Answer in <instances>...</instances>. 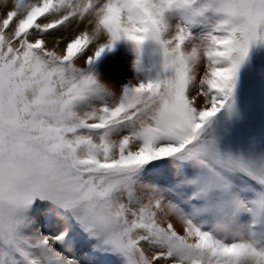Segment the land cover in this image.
Listing matches in <instances>:
<instances>
[{"label": "snow or ice", "instance_id": "snow-or-ice-1", "mask_svg": "<svg viewBox=\"0 0 264 264\" xmlns=\"http://www.w3.org/2000/svg\"><path fill=\"white\" fill-rule=\"evenodd\" d=\"M0 264H264V0H0Z\"/></svg>", "mask_w": 264, "mask_h": 264}, {"label": "rangeland", "instance_id": "rangeland-1", "mask_svg": "<svg viewBox=\"0 0 264 264\" xmlns=\"http://www.w3.org/2000/svg\"><path fill=\"white\" fill-rule=\"evenodd\" d=\"M119 62H115V63H113L109 68H108V70H107V72H108V74L113 78V79H115V80H119V79H121V78H123V77H128V78H131V72H130V70L128 69L129 67H128V65H129V60L127 59V58H122L121 60H118ZM124 61L126 62V63H124ZM123 62V63H122ZM119 63V64H118ZM117 65V66H119V65H121L120 67H115V65ZM127 64V65H126ZM122 65H124V68H123V66ZM113 67V68H112ZM126 67V68H125ZM118 68V69H117ZM120 68V69H119ZM112 69H114V71L112 70ZM115 69H116V71H115ZM125 69V70H124ZM120 70V71H119ZM113 71V72H112ZM126 71V72H125ZM120 74H118V73ZM123 73V74H122ZM124 73H125V75H124ZM122 74V75H121ZM122 76V77H121Z\"/></svg>", "mask_w": 264, "mask_h": 264}, {"label": "bare ground", "instance_id": "bare-ground-1", "mask_svg": "<svg viewBox=\"0 0 264 264\" xmlns=\"http://www.w3.org/2000/svg\"><path fill=\"white\" fill-rule=\"evenodd\" d=\"M116 62H119V61H116ZM123 63V62H122ZM124 63H126L125 61H124ZM119 64V63H118ZM115 65V64H114ZM127 65V64H126ZM117 65H115V67H116ZM121 65H119V66H117V67H120ZM123 66V68H124V65H122ZM111 68V67H110ZM113 68V67H112ZM126 68V67H125ZM118 69V68H117ZM120 69V68H119ZM129 69V68H128ZM113 71H114V69H112ZM125 70V69H124ZM112 71V72H113ZM115 71H116V69H115ZM120 71V70H119ZM126 72V71H125ZM118 73V72H117ZM119 74V73H118ZM123 74V73H122ZM121 74V75H122ZM120 75V74H119ZM124 75H125V73H124ZM122 77V76H121Z\"/></svg>", "mask_w": 264, "mask_h": 264}]
</instances>
